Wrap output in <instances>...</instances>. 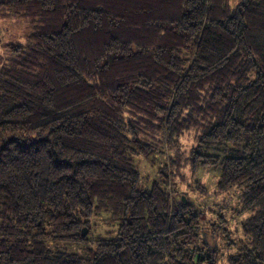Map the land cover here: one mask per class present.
<instances>
[{
    "label": "trees",
    "instance_id": "1",
    "mask_svg": "<svg viewBox=\"0 0 264 264\" xmlns=\"http://www.w3.org/2000/svg\"><path fill=\"white\" fill-rule=\"evenodd\" d=\"M230 1L0 0L30 27L0 68V264H216L202 210L135 158L190 130L183 160L249 213L228 264H264V0ZM102 213L117 234L91 240Z\"/></svg>",
    "mask_w": 264,
    "mask_h": 264
},
{
    "label": "rangeland",
    "instance_id": "2",
    "mask_svg": "<svg viewBox=\"0 0 264 264\" xmlns=\"http://www.w3.org/2000/svg\"><path fill=\"white\" fill-rule=\"evenodd\" d=\"M239 1L231 0L230 3L235 6ZM29 29V23L26 20L7 17L0 13V68L11 64L6 45L16 41L25 42V35ZM179 145L182 152L180 155L184 157L177 154V147L165 142L157 148L155 162L143 156L135 157L142 175L141 184L148 186L155 179H163V174L167 173L169 189L173 196L179 199L183 197L186 201L194 203L206 216V220L202 221L207 232L206 240L211 247L220 249L215 263L228 264L227 258L230 253L228 241L236 242L244 238L241 226L243 220L249 215V213H241L239 197L242 191L235 188L219 192L217 189L219 170L210 166L193 169L190 164H186L183 159L197 145L194 130L185 132L179 139ZM109 218V213H102L91 218L89 234L91 240L116 236L118 227L109 225L107 223ZM60 246L65 250L78 253L84 248L78 243H61Z\"/></svg>",
    "mask_w": 264,
    "mask_h": 264
},
{
    "label": "water",
    "instance_id": "3",
    "mask_svg": "<svg viewBox=\"0 0 264 264\" xmlns=\"http://www.w3.org/2000/svg\"><path fill=\"white\" fill-rule=\"evenodd\" d=\"M87 232H88L87 228H86V227H84V228H83V235H86V234H87Z\"/></svg>",
    "mask_w": 264,
    "mask_h": 264
}]
</instances>
